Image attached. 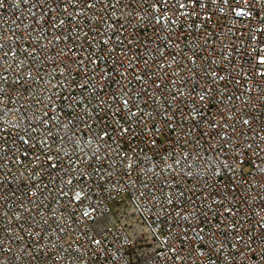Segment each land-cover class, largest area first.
<instances>
[{"label": "built area", "instance_id": "2783aa9c", "mask_svg": "<svg viewBox=\"0 0 264 264\" xmlns=\"http://www.w3.org/2000/svg\"><path fill=\"white\" fill-rule=\"evenodd\" d=\"M0 264H264V0H0Z\"/></svg>", "mask_w": 264, "mask_h": 264}]
</instances>
